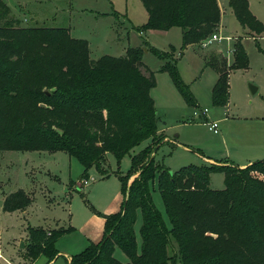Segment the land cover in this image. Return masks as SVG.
<instances>
[{
  "label": "trees",
  "instance_id": "1",
  "mask_svg": "<svg viewBox=\"0 0 264 264\" xmlns=\"http://www.w3.org/2000/svg\"><path fill=\"white\" fill-rule=\"evenodd\" d=\"M141 2L148 19L135 29L179 27L181 49L207 37L220 20L217 0ZM228 5L251 36H261L264 24L250 11L248 0H228ZM145 49L161 61L155 70L145 66L148 74L141 70ZM233 49L231 65L215 54L205 63L217 73L211 89L214 106L228 102L230 70L248 66L241 41ZM171 51L143 43L127 47L122 56L92 59L86 39L72 37L63 27L22 26L0 0V151H64L81 163L83 178L90 168L105 177L107 154L119 163L149 140L131 155L127 172L118 175L122 210L106 216L100 241L72 254L69 264H264V159L245 167L226 160L171 171L149 157L152 145L157 149L161 144L150 95L156 72H167L185 103L198 107ZM213 172L223 174L222 189L209 186ZM136 173L127 185L125 178ZM154 186L168 224L154 205ZM29 205L30 197L17 189L4 197L2 210ZM68 230L29 228L27 256L44 255L50 262L58 255L56 241ZM116 248L128 261L114 256Z\"/></svg>",
  "mask_w": 264,
  "mask_h": 264
},
{
  "label": "rangeland",
  "instance_id": "2",
  "mask_svg": "<svg viewBox=\"0 0 264 264\" xmlns=\"http://www.w3.org/2000/svg\"><path fill=\"white\" fill-rule=\"evenodd\" d=\"M3 1L22 26L63 27L69 30L72 37L86 39L92 59L104 54L122 56L127 47L143 46V43L164 51L174 49L171 56L178 59L180 78L189 86L198 107H190L185 103L167 72H156V85L150 89V95L158 112L157 127L163 133H159L161 144L157 149L152 145L149 157L154 156L156 164L171 171L189 164H204V160L211 156H216L218 161H226V151L232 150L240 136L246 134L247 130L243 128L258 127V122L264 117V31L257 38L251 36L236 20L228 0H217L220 20L212 33L222 37L221 41L202 46L211 33L185 49H181L179 27L164 31L135 29L143 26L148 19L141 0ZM248 3L250 11L264 24V0H248ZM237 40L241 41L247 53L248 66L230 70L228 102L225 107L214 106L211 89L217 73L205 63L211 54H215L225 58L227 64L231 65L234 60L233 45ZM142 61L141 70L145 74H148L145 66L155 70L161 62L147 49ZM250 85L256 87L255 92H251ZM203 109H206L205 113ZM225 115L227 119H223ZM204 116L209 119L206 120ZM210 119L217 121L218 133L208 129ZM147 144L149 140L142 141L125 154L119 163L112 154H107V162L102 164L106 166L108 176L101 177L95 168H90L87 178L81 175V163L64 151H0V193L23 188L30 197V205L25 207V212L13 215L2 214L0 197L2 255L9 259L19 257L18 260H21L22 255L27 256L29 228H42L45 231L69 229L55 243L56 248L66 254L79 253L89 244L100 241L106 216L122 210L124 195L118 175L127 172L131 155ZM134 175L125 178L127 185ZM84 179L88 183L84 184ZM209 186L222 189L223 174L211 173ZM151 194L155 207L168 224L156 186ZM139 226L140 217L135 225L138 244ZM169 253L172 251L169 250ZM114 256L121 262L128 261L118 248ZM28 258V262L22 264L47 263L44 255ZM65 262L61 257L57 264ZM0 264L5 263L0 260Z\"/></svg>",
  "mask_w": 264,
  "mask_h": 264
},
{
  "label": "crops",
  "instance_id": "3",
  "mask_svg": "<svg viewBox=\"0 0 264 264\" xmlns=\"http://www.w3.org/2000/svg\"><path fill=\"white\" fill-rule=\"evenodd\" d=\"M245 30H247V29H245ZM204 118L206 120L209 119L208 116H206V117L204 116ZM223 119H227V115H225L223 117ZM250 119H257V117L256 118H250ZM261 119H262L261 122H258V123H260V125L258 127H253V126H249L248 127L247 126V127L243 128L244 130H247L246 134L240 136L239 142L233 146L232 150H227L226 151L227 156H224V158H227V160H228L227 162L228 163H233L235 165H238L239 167H244L245 165L250 164L254 160H258V159L264 158V117H262ZM210 120H213V119H210ZM158 133H163V132L160 131L159 128H158ZM165 139H166V137H165ZM223 153L224 152H222L220 154H223ZM207 157H209V156H207ZM204 162L207 163V164H210V163H222L221 161H218L216 156L215 157L211 156L210 158H206L204 160ZM101 177H103V176H101ZM21 189H23V188H21ZM16 190L17 189L0 193V197H1V211H2L3 215L4 214L13 215V214L18 213V212H20V213H24L25 212V208L22 209V210H15V211H12V212H6V211L2 210V201H3L4 197L7 194H9V193H11L13 191H16ZM71 255L72 254L62 253L58 249V255L54 259H52L50 262H48L46 264H57V263H59V261H61V257L64 258V260L66 261L65 262L66 264H69V261L67 259H70L69 257ZM25 256L22 255L21 260H18L19 257H18V259H14V258L9 259V258H5L2 255V251H0V260H3V262L5 264H22L25 261L28 262L29 258H28V256H26V258H25Z\"/></svg>",
  "mask_w": 264,
  "mask_h": 264
},
{
  "label": "built area",
  "instance_id": "4",
  "mask_svg": "<svg viewBox=\"0 0 264 264\" xmlns=\"http://www.w3.org/2000/svg\"><path fill=\"white\" fill-rule=\"evenodd\" d=\"M222 37H220L219 35H217L216 33H212L201 45L202 46H207L208 44L214 42V41H221ZM206 112V109H203V113ZM195 115H198L197 112H194ZM209 126H208V129L213 131L214 133H218V123L217 121H209ZM83 183L86 184L88 183L87 179H84L83 180Z\"/></svg>",
  "mask_w": 264,
  "mask_h": 264
},
{
  "label": "water",
  "instance_id": "5",
  "mask_svg": "<svg viewBox=\"0 0 264 264\" xmlns=\"http://www.w3.org/2000/svg\"><path fill=\"white\" fill-rule=\"evenodd\" d=\"M250 90H251V92L253 93V92H255V90H256V87H254V86L250 85Z\"/></svg>",
  "mask_w": 264,
  "mask_h": 264
}]
</instances>
